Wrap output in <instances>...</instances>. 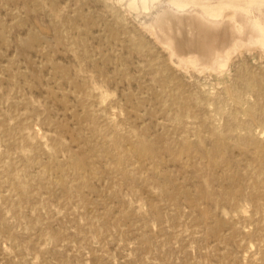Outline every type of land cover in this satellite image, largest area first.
<instances>
[{"label":"rangeland","instance_id":"obj_1","mask_svg":"<svg viewBox=\"0 0 264 264\" xmlns=\"http://www.w3.org/2000/svg\"><path fill=\"white\" fill-rule=\"evenodd\" d=\"M0 264H264V0H0Z\"/></svg>","mask_w":264,"mask_h":264}]
</instances>
